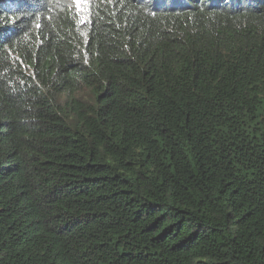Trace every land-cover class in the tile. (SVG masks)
Wrapping results in <instances>:
<instances>
[{"label": "trees", "instance_id": "1", "mask_svg": "<svg viewBox=\"0 0 264 264\" xmlns=\"http://www.w3.org/2000/svg\"><path fill=\"white\" fill-rule=\"evenodd\" d=\"M0 264H264V0H0Z\"/></svg>", "mask_w": 264, "mask_h": 264}, {"label": "snow or ice", "instance_id": "2", "mask_svg": "<svg viewBox=\"0 0 264 264\" xmlns=\"http://www.w3.org/2000/svg\"><path fill=\"white\" fill-rule=\"evenodd\" d=\"M76 6L79 8L81 6V0H76Z\"/></svg>", "mask_w": 264, "mask_h": 264}]
</instances>
